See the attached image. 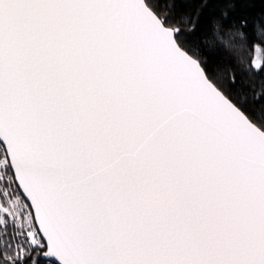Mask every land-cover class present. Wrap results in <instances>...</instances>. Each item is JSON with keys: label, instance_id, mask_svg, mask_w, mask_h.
Here are the masks:
<instances>
[{"label": "snow or ice", "instance_id": "snow-or-ice-1", "mask_svg": "<svg viewBox=\"0 0 264 264\" xmlns=\"http://www.w3.org/2000/svg\"><path fill=\"white\" fill-rule=\"evenodd\" d=\"M176 6L0 0V264H264V83Z\"/></svg>", "mask_w": 264, "mask_h": 264}, {"label": "trees", "instance_id": "trees-1", "mask_svg": "<svg viewBox=\"0 0 264 264\" xmlns=\"http://www.w3.org/2000/svg\"><path fill=\"white\" fill-rule=\"evenodd\" d=\"M227 6L222 0H177V15L190 18L196 25L193 40L205 48V59L209 63L219 65L222 70L235 72L237 80L245 89H260L261 81L245 72L241 56L245 53L243 39L234 35L237 31L232 25H239L241 16L246 18V36L259 40L264 35V2L261 0H237L235 10L230 12L227 22L222 19V13ZM219 25V29H217ZM191 24L186 25V31Z\"/></svg>", "mask_w": 264, "mask_h": 264}]
</instances>
